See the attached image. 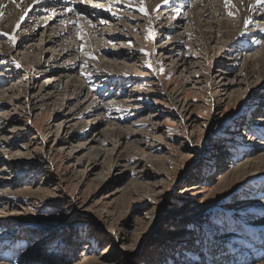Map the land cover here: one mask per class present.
<instances>
[{"label":"rangeland","instance_id":"obj_1","mask_svg":"<svg viewBox=\"0 0 264 264\" xmlns=\"http://www.w3.org/2000/svg\"><path fill=\"white\" fill-rule=\"evenodd\" d=\"M195 1L181 2L184 8L176 14L174 7L167 9L171 12L123 10L122 19L137 37L122 43L108 30L112 49H126L105 57L125 63L118 77L105 76L92 60L84 62L90 93L78 97L80 121L88 122L80 136L63 127L71 107L61 110L62 97L49 92L32 97L30 84L39 76L28 67L35 57L22 67L26 60L14 49L0 54V264H264V180H251L255 171L248 165L264 155V134H254L264 96L250 91L255 78L244 88L232 75L241 74L245 59L254 63L261 57L264 29L253 16L263 8L254 9L245 28L250 34L241 40L245 45L220 50L224 39L206 43L190 34L180 38L183 48L173 55L159 53L166 37L149 40L145 19L153 25L159 18L162 26L156 28H171L164 36L182 35L193 26L177 19ZM100 2L123 9L116 0ZM134 15L136 24L130 23ZM80 16L95 18L81 8ZM65 17L68 24L75 16ZM106 17L90 28L75 24L80 37L64 35L62 42L101 44L113 19ZM112 24L123 30L118 21ZM37 39L24 41L22 48L32 43L46 50L51 71L41 79L47 82L57 77L59 62ZM235 53L234 63L230 54ZM61 64L70 67L66 60ZM87 106L92 113H86ZM108 127L127 129L131 136L108 144ZM12 157L22 161L16 164ZM242 166L251 171L240 173Z\"/></svg>","mask_w":264,"mask_h":264},{"label":"bare ground","instance_id":"obj_2","mask_svg":"<svg viewBox=\"0 0 264 264\" xmlns=\"http://www.w3.org/2000/svg\"><path fill=\"white\" fill-rule=\"evenodd\" d=\"M96 1L97 2H94V0H50V1H47V0H0V33H4V35H0V39H1L0 54H3L4 56L8 54L10 55L9 50L14 49L13 51L12 50L10 51L12 52L16 51L15 54L17 56L22 55L21 58L23 60H26V63H24L22 67H24L28 63L29 59L35 57L34 62L32 63V65L33 64L34 65L31 67L27 66L29 69L30 68L32 69V73L33 71L35 72L34 75L39 76L37 78L36 77L32 78V81L30 84L31 89H33L32 94H31L32 97H35V96L41 97L43 92L56 93L58 97H62L63 104H61L60 106L61 110L65 112L68 108L71 107V109H69L64 114V117H66L67 120L66 122H64L63 127L64 128L67 127L68 130H71V128H73L74 135H79V136L84 134V132H87V125H88L87 124L88 122L86 123L85 121H82V120L80 121V119L81 118L83 119L84 116L80 117L78 114L79 113L78 111L80 110L81 104H82L79 102L78 97H80L83 92L88 90V88H85L84 86L85 82H84L83 77L85 76L82 75L85 73L84 68L86 67V66H83L84 62L87 59L92 60L91 65H93L94 63L95 67L100 68V70L104 73L105 76H113V78L118 77L116 75L118 74L117 73L118 67L121 66V69H123L122 66L125 65L124 62L109 61L107 59L105 60V57L109 58L110 54L114 55L118 53V56H119L122 51L126 52V49H121L122 51L120 49H118L117 51H114L112 49V46L109 40H112L114 36L109 34L108 30L118 33L119 40L122 43L128 40L131 41V39H134L135 38L134 36L136 35L133 36L132 34L134 31V28H130L128 25L125 24L126 23L125 20L122 19L124 18L125 11L128 13L134 14L133 10L134 9L136 10V7L137 8L142 7L144 10L147 11V13H149V12L158 11V10H167L170 7H174L175 9L173 13L176 14L177 12L181 11L184 8V6H180L179 4L181 2H189L190 0H169L167 4L164 3V0H116V5L119 4V6L120 5L123 6V9L119 7L121 9L120 11L118 8L112 7L111 4L108 6L103 5L100 2L103 0H96ZM32 4H35V6H37L36 11L40 10V12L34 17L29 18V21H28V19L25 20L24 15L27 9ZM263 4H264V0H227V3H226V0H220V1L218 0H196L194 3L191 4L188 11L185 12L186 14L183 15V18L177 19V22H179L180 24L182 23L181 25L183 26L186 25L187 23H188L187 25L193 26L191 30L187 29L184 32V34L173 36L172 38H170L169 36H164V33L169 34L171 28L168 31H165L164 28H161L160 26L156 28L155 26L161 25V23H158V24L156 23V22H159V18L153 20V25H151L150 22H148V19L146 18L145 21L146 23H148V26L150 29V31L148 32L149 34L148 38L150 40L153 38L158 39L159 37H166V38H162V40L163 39H166V40L164 42L161 40L163 43L157 46L158 47L157 51H159V53L160 52H163L166 54L171 53L172 55L176 49L183 48V46L181 45L183 41L180 38H185V36H188L190 34H194V36L195 35L199 36V39L200 37H202V39H204L206 43L209 41L210 42L216 41V43L220 44L221 43L220 41L224 39L223 43L220 45L222 46L221 48H219L220 50L223 48L226 49V47L228 48V46L230 45L232 47L238 46L240 43H243V45H245L244 42H242L241 40L245 39L243 37H246L247 35L250 34V33L247 34V32L245 31V28H247L248 25L252 22L253 20L252 16L254 13H256V11H257V14H254L255 16H253L254 19L256 20V24L259 27L261 26L260 29H264V6ZM80 8L84 9L85 13H88L89 15L90 13L94 14L95 18L90 20V17L86 18V16H80L81 18L78 20L77 11ZM258 8H261V9L263 8V10L254 11V9H258ZM68 9H72V11H68ZM124 9L125 11H123ZM135 12L140 13L141 11L137 10ZM40 13H41V16H39ZM71 15L75 16L74 19L71 17ZM105 15L107 16L106 17L107 20L109 18L110 19L113 18L112 23L113 21H118V24L121 25L123 30L117 31L119 26H117V24H112L111 22H109L111 20H108V22L111 25L108 24L106 26L107 27L105 28L106 32L103 29L104 32L106 33V39L101 44L99 42H96V45H95L93 41H91L92 42L91 45H86L85 43L78 45V43L75 44V42L73 41H70V42H73L75 45L66 44L62 42L61 39L62 37H64V35H68L69 39L77 40V37L79 35H78L77 27H75V24L80 23V26H82L83 28L85 27V25L86 26L88 25L89 27L94 24V23H91L92 21L93 22L94 20L97 21L99 17L100 19L98 21H100L105 18ZM65 16H70L72 18V20L68 24L63 22V18ZM133 18L130 23L132 22H134V24L138 23L137 16L134 15ZM175 18L176 16L174 15V16H171L169 19L171 21H174ZM234 18L236 20H234ZM67 19H68L67 21H69L68 17ZM169 19H167V21ZM201 21L205 22V25L203 26L206 27L208 31H206V29L202 30L203 26H201L202 25ZM50 25H54V26L56 25L57 26L56 28L58 29V31H55V32L48 31V26ZM72 25L74 29L71 28ZM213 25H215V27H212ZM234 25L236 28V34H237L236 36H235V31L233 29ZM20 28L22 29L21 32L16 33L17 30ZM213 28L215 30L212 31L211 29ZM260 33L264 35L263 31H260ZM9 36L13 37V39H9ZM37 37H38L37 39L38 41H42L44 45L49 46V49H52V51L56 52V54H54V60L55 62L57 61L59 62V66L57 65L58 67L56 71L53 72L55 73V76L57 77L50 78L49 81L47 82H44L41 79L43 74L45 75L47 72L51 71L49 69L50 67L48 64L49 63L48 57L45 56L46 50L43 48L42 45L36 47L32 43L30 45H26L25 43L24 44L25 47L22 48L24 41L26 42L35 41L33 39ZM171 40H174L175 42H172ZM8 42L11 46L10 48H7L9 46ZM66 48L68 50H65ZM237 55L238 53H235V55L230 54V57H232L230 61L235 63ZM169 58H172V57H169ZM62 59L66 60L67 62H70V65H68L70 66L69 68H67V66L65 68L63 64L60 65V61H62ZM184 61H186L184 60V57H181L180 62H184ZM113 68H116L117 71L116 70L111 71ZM232 68H233L232 66H228L227 71L231 72ZM124 69L126 70V68ZM23 70L25 72H28L26 69H23ZM240 72H241L240 75H236L235 73L232 74L234 78H237L238 85L244 84L245 86L244 88H246L245 81H249L250 79L255 78L254 82H252L254 83V86H252L251 88L249 87L250 91L251 92L256 91L259 94L262 93L263 94L262 96H264V50L261 52V57L256 59V62L254 63H252V61L250 60L245 59ZM220 77H223L222 74L220 75ZM223 81L224 79H222L218 84H221ZM249 82L247 86L249 85ZM229 85L233 86V84H229ZM219 87L223 89L224 87H227V85H223L222 83V85H220ZM92 91L93 90L91 89V92ZM225 91H226V88L223 90V92ZM88 92L90 93L89 90ZM65 96H68V97L65 98ZM50 98L51 96L48 97L47 100H49ZM43 99L44 97H42L40 102L46 104L45 106L47 107L49 102L43 101ZM88 106L85 110L86 113L87 112L92 113V111H88L89 109ZM86 113H83V114H86ZM88 117H91V116H88ZM257 122H259V124L257 126H254V128L255 130H258V131H255L254 134L255 135L264 134V127L262 126L263 124L262 118L261 120L257 119ZM71 123H73V126H71ZM125 136H126V139L131 136L129 133V130L126 129L125 131H123V129L121 128L109 129V127H108V131H106L104 135L105 142L108 144L114 142V140H115L114 143L117 144L119 143L118 139L125 140ZM101 143L102 142H100V144L98 143L97 144L101 146ZM120 153L121 152H119L118 157H122ZM4 157H6V155ZM11 159H13L12 161L16 164L22 161L21 158L17 159V157H12ZM256 159L258 160V163H254L253 161L248 163L249 167H251V169L255 171L254 176L253 175H252L253 177L251 176L252 177L251 180L255 178L258 180L262 176L264 180V174L262 175V173H264V155ZM249 167L242 166L241 167L242 169L239 172L246 174L249 171H251ZM223 179H226V181L231 182L230 180H227V175ZM6 183H9V182H6ZM194 189L196 188H189V190H194ZM189 190H186V192ZM176 233H178V231H176ZM261 260L264 262V257H261ZM92 262L93 261H91V263Z\"/></svg>","mask_w":264,"mask_h":264},{"label":"snow or ice","instance_id":"obj_3","mask_svg":"<svg viewBox=\"0 0 264 264\" xmlns=\"http://www.w3.org/2000/svg\"><path fill=\"white\" fill-rule=\"evenodd\" d=\"M169 2V0H164V3L167 4ZM227 3V0H226ZM110 10V9H109ZM68 11H72V9H68ZM140 11H144L143 8L140 9ZM0 35H4V33H0ZM9 39H13V37L9 36Z\"/></svg>","mask_w":264,"mask_h":264}]
</instances>
